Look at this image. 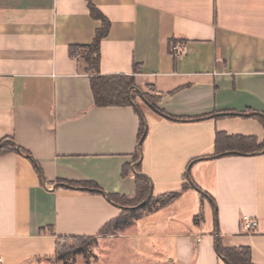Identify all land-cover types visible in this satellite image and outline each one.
I'll list each match as a JSON object with an SVG mask.
<instances>
[{"label":"crops","instance_id":"1","mask_svg":"<svg viewBox=\"0 0 264 264\" xmlns=\"http://www.w3.org/2000/svg\"><path fill=\"white\" fill-rule=\"evenodd\" d=\"M90 1L110 22L100 73L133 75L166 115L142 99L94 104L88 65L71 55L102 26L88 0H0V141L27 152L0 155L3 264L96 236L123 208L107 196L135 195L137 165L154 196L188 187L139 218L136 239L171 264H230L219 243L264 264V150L215 153L218 131L264 141V0Z\"/></svg>","mask_w":264,"mask_h":264},{"label":"trees","instance_id":"2","mask_svg":"<svg viewBox=\"0 0 264 264\" xmlns=\"http://www.w3.org/2000/svg\"><path fill=\"white\" fill-rule=\"evenodd\" d=\"M88 6L90 13L96 19L102 21V26L95 32L93 41L85 46L83 51V58L85 59L88 67L87 72L90 77V85L94 98V104L99 107L103 106H128L133 105V102H137L138 98L148 105L150 108L166 115V112L157 107V97L149 93L140 92L137 90L134 76L127 74H108L102 75L100 73V43L101 40L108 34L110 22L109 20L88 0ZM77 46L71 47V55ZM137 112L141 113L139 106H136ZM257 116V114H256ZM264 123L262 116H257ZM184 119V117L182 118ZM193 119V118H191ZM146 131V125L143 120L140 123L138 141L143 143V138ZM0 141V155L7 153L8 151H17L16 145L8 140ZM20 151L27 154L19 148ZM264 150V141L258 142L254 136L243 135H229L225 132L218 131L215 137V153L224 154L226 152L232 153H254ZM140 158V152L137 150L134 155V160L137 161ZM140 165L136 166V193L132 198L117 197L115 195H108V197L123 208L121 213L114 219L105 223L99 230L98 234H107L112 231H121L136 220L142 217L143 211L151 213L161 207L168 205L170 202L178 198L181 193L188 187V183H185L180 190L165 193L160 196L151 195L147 202L136 209L125 208L136 206L145 200L148 196L150 189V180L147 176L140 173ZM85 187L93 188L95 193H104L96 184L93 183H81L78 184ZM85 237H57L56 239V252L55 254L60 256L62 248L65 247V241L68 239L82 240ZM89 238V237H87ZM73 248V246H70ZM218 253L223 256L230 264H253L250 259V250L248 248H231L224 247L221 243L218 244Z\"/></svg>","mask_w":264,"mask_h":264},{"label":"rangeland","instance_id":"3","mask_svg":"<svg viewBox=\"0 0 264 264\" xmlns=\"http://www.w3.org/2000/svg\"><path fill=\"white\" fill-rule=\"evenodd\" d=\"M138 102H141L140 98ZM146 214L144 210L142 217ZM136 221L121 231L97 234L82 240L68 239L60 256L55 254L30 264H171L157 241L136 239ZM70 246L73 248L70 249Z\"/></svg>","mask_w":264,"mask_h":264},{"label":"built area","instance_id":"4","mask_svg":"<svg viewBox=\"0 0 264 264\" xmlns=\"http://www.w3.org/2000/svg\"><path fill=\"white\" fill-rule=\"evenodd\" d=\"M179 48L180 46L178 44H175L172 46V50L174 51L175 54H179ZM83 51H84V48L82 46H77L74 49L72 56L75 59L80 60L81 58H83ZM244 225L248 230H253L257 227L258 222L257 220L245 219ZM198 241H200V238H198ZM0 264H3V258L1 255H0Z\"/></svg>","mask_w":264,"mask_h":264},{"label":"water","instance_id":"5","mask_svg":"<svg viewBox=\"0 0 264 264\" xmlns=\"http://www.w3.org/2000/svg\"><path fill=\"white\" fill-rule=\"evenodd\" d=\"M134 103H135V102H133V104H134ZM146 133H147V128H146V131H145V134H144L143 138L145 137ZM140 145H141V142H140V144H139V150H140L141 156H140V159L136 162V165L140 163V161H141V157H142V149H141V146H140ZM18 151L20 152L19 149H18ZM188 178H189V173H188ZM189 180H190V179H189ZM151 195H153V185H152V182H151V180H150V189H149V193H148L147 198H146L145 200H143L140 204L136 205V206L125 207V208H131V209L139 208V207L143 206V205L147 202V200L149 199V197H150ZM107 198H108V200L111 201V199H110L108 196H107ZM217 245H218V244H217ZM217 249H218V246H217ZM222 258L225 259L224 257H222Z\"/></svg>","mask_w":264,"mask_h":264}]
</instances>
